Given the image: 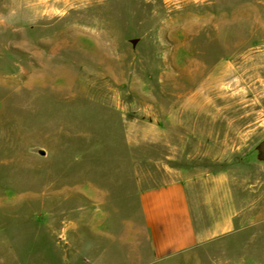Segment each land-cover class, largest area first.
Masks as SVG:
<instances>
[{
	"label": "rangeland",
	"instance_id": "obj_1",
	"mask_svg": "<svg viewBox=\"0 0 264 264\" xmlns=\"http://www.w3.org/2000/svg\"><path fill=\"white\" fill-rule=\"evenodd\" d=\"M262 138L264 0H0V264L128 253L181 167L200 216L264 209Z\"/></svg>",
	"mask_w": 264,
	"mask_h": 264
},
{
	"label": "crops",
	"instance_id": "obj_2",
	"mask_svg": "<svg viewBox=\"0 0 264 264\" xmlns=\"http://www.w3.org/2000/svg\"><path fill=\"white\" fill-rule=\"evenodd\" d=\"M187 171L181 167L174 180L139 189L138 229L144 237L130 240L128 253L98 250L86 264H260L250 260L258 255L262 258L264 252L248 254L229 249L242 232L254 228V234L258 233L257 228L264 223L262 206L255 202L238 209L224 205L222 218L200 216L191 199L195 180Z\"/></svg>",
	"mask_w": 264,
	"mask_h": 264
},
{
	"label": "water",
	"instance_id": "obj_3",
	"mask_svg": "<svg viewBox=\"0 0 264 264\" xmlns=\"http://www.w3.org/2000/svg\"><path fill=\"white\" fill-rule=\"evenodd\" d=\"M245 159L255 162L264 169V138L259 140L246 154Z\"/></svg>",
	"mask_w": 264,
	"mask_h": 264
}]
</instances>
